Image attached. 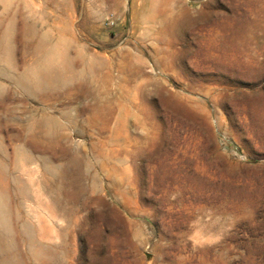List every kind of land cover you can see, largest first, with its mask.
<instances>
[{
    "label": "rangeland",
    "instance_id": "374dc122",
    "mask_svg": "<svg viewBox=\"0 0 264 264\" xmlns=\"http://www.w3.org/2000/svg\"><path fill=\"white\" fill-rule=\"evenodd\" d=\"M0 264H264V0H0Z\"/></svg>",
    "mask_w": 264,
    "mask_h": 264
}]
</instances>
